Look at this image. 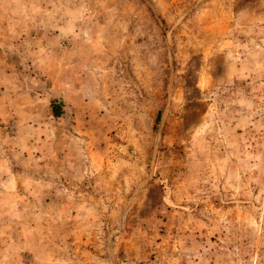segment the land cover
<instances>
[{
    "label": "rangeland",
    "instance_id": "374dc122",
    "mask_svg": "<svg viewBox=\"0 0 264 264\" xmlns=\"http://www.w3.org/2000/svg\"><path fill=\"white\" fill-rule=\"evenodd\" d=\"M0 264H264V0H0Z\"/></svg>",
    "mask_w": 264,
    "mask_h": 264
},
{
    "label": "trees",
    "instance_id": "16d2710c",
    "mask_svg": "<svg viewBox=\"0 0 264 264\" xmlns=\"http://www.w3.org/2000/svg\"><path fill=\"white\" fill-rule=\"evenodd\" d=\"M54 114L56 116H59L60 115V111L56 109V107H54Z\"/></svg>",
    "mask_w": 264,
    "mask_h": 264
}]
</instances>
